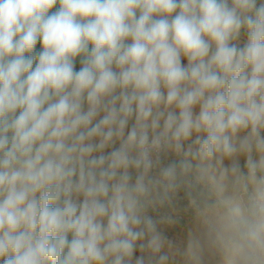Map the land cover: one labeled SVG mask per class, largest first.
Listing matches in <instances>:
<instances>
[{"label": "clouds", "instance_id": "obj_1", "mask_svg": "<svg viewBox=\"0 0 264 264\" xmlns=\"http://www.w3.org/2000/svg\"><path fill=\"white\" fill-rule=\"evenodd\" d=\"M262 133L264 2L0 0V264H170L181 189L189 264H264Z\"/></svg>", "mask_w": 264, "mask_h": 264}, {"label": "crops", "instance_id": "obj_2", "mask_svg": "<svg viewBox=\"0 0 264 264\" xmlns=\"http://www.w3.org/2000/svg\"><path fill=\"white\" fill-rule=\"evenodd\" d=\"M264 2V0H257V4ZM175 15V13L173 14ZM245 34V31L242 29L241 35L239 37V41H241L242 35ZM128 43H131V40L127 41ZM214 48V46H213ZM181 64L182 66H187L188 61L187 58L184 56H181ZM115 70V68H114ZM162 91L167 93L166 89L162 88ZM118 106V105H117ZM84 110H87V102L85 101ZM176 114H179V109H174ZM200 112V105L197 104L193 108V114L198 115ZM104 113L101 112L100 115H98L95 120L93 121V124L98 122L102 117ZM135 123V117L133 116L132 119L129 120L128 125L125 128V137L127 136L128 132L131 130L132 126ZM161 124H163V121H161ZM246 134L245 132L240 133V136H243ZM200 135L201 138L206 137V133H193L192 137L185 142L184 146L185 149L188 147L189 144L192 143L196 139V136ZM264 135V133H262ZM94 143L98 142V139L93 141ZM120 147V141L116 140L113 144H111L109 147L105 148L103 150V153L100 152H94V156H99L101 154L107 156L111 151L116 150ZM255 158L258 159V156L254 154ZM180 157H178L174 152L168 151L163 153V159L160 164V167H167L169 164H172L174 162H178ZM237 160L239 162V165L241 167V170L244 172H247V169L245 167L246 165V157L243 155H240L237 157ZM194 164L197 163V161L193 162ZM231 164V160L225 159L224 165L228 166ZM158 170L152 172L153 175L157 174ZM129 173L132 176V182L135 181L136 177V170L134 168L129 169ZM185 190L181 189L177 192L176 196L174 197L171 205H165L164 207H158V216L153 215L152 212L148 211V215L151 216L154 220L159 221L160 218L164 215H171L173 219L175 220V223L167 224V223H158L157 228L158 231H160L165 237H167L168 240L172 241L174 244L173 251L175 252L174 259L170 262V264H189L188 258L185 255L188 247L189 240L193 238L194 236L198 235L199 233V225L197 221L195 220L194 212L191 208L188 207V199L186 196V193H184ZM155 216V217H154ZM143 241H138L137 245ZM164 251H168L167 248L164 249ZM145 256V259L147 260L148 253L147 252H141L139 247L137 246L133 258H132V264H135V260L140 256Z\"/></svg>", "mask_w": 264, "mask_h": 264}, {"label": "rangeland", "instance_id": "obj_3", "mask_svg": "<svg viewBox=\"0 0 264 264\" xmlns=\"http://www.w3.org/2000/svg\"><path fill=\"white\" fill-rule=\"evenodd\" d=\"M58 8H59V4L57 3V5L53 9L50 10L49 14H51L52 12L57 11ZM91 47H92V45L90 44L89 48H91ZM41 51H42V45H41V42L38 40L35 48L33 49V53L32 54H37V53H39ZM25 55L27 56L29 54L26 53ZM82 59H83L82 56L76 57V59L74 61V70L75 71H79L83 67V64L81 63ZM36 63H38V60L34 61L33 68L35 67ZM37 196H39V193H37ZM79 199L82 201L83 200V196H80ZM148 211L152 212L153 215H157L158 216V208H156V209H151L150 208ZM105 223H106V221H105ZM71 238H72V236H71V234H69L68 239L71 240Z\"/></svg>", "mask_w": 264, "mask_h": 264}, {"label": "built area", "instance_id": "obj_4", "mask_svg": "<svg viewBox=\"0 0 264 264\" xmlns=\"http://www.w3.org/2000/svg\"><path fill=\"white\" fill-rule=\"evenodd\" d=\"M240 43H241L242 46H244L247 43V33H246V31H245V34L242 35ZM184 67H186V66H184ZM163 153L164 152H162L160 154V164H161L162 159H163ZM156 170H158V168L153 169V172L156 171Z\"/></svg>", "mask_w": 264, "mask_h": 264}, {"label": "trees", "instance_id": "obj_5", "mask_svg": "<svg viewBox=\"0 0 264 264\" xmlns=\"http://www.w3.org/2000/svg\"><path fill=\"white\" fill-rule=\"evenodd\" d=\"M232 43H235L237 45V47H241V48L243 47L239 40L233 41Z\"/></svg>", "mask_w": 264, "mask_h": 264}]
</instances>
